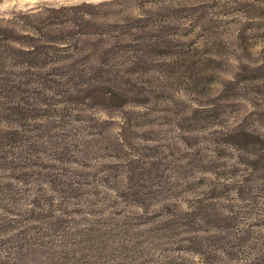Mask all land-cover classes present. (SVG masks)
I'll return each mask as SVG.
<instances>
[{
	"label": "rangeland",
	"instance_id": "rangeland-1",
	"mask_svg": "<svg viewBox=\"0 0 264 264\" xmlns=\"http://www.w3.org/2000/svg\"><path fill=\"white\" fill-rule=\"evenodd\" d=\"M17 7L0 14V129L20 127L37 148L23 153L26 168H0V264H231L215 245L208 254L201 237L218 226L213 207L241 212L234 231L264 214L260 195L236 199L234 183L249 172L233 145L242 138L229 136L264 140V0ZM91 65L142 101L104 106L70 94ZM18 105L27 120L7 117ZM17 138L0 151L16 163ZM61 151L69 161L46 160ZM47 165L78 189L50 206L46 192L61 187L45 177ZM132 167L152 171L132 179ZM248 179L257 194L259 178ZM134 189L142 201L127 195ZM37 193L41 204L29 206ZM200 205L197 222L184 218ZM254 230L264 238L263 227Z\"/></svg>",
	"mask_w": 264,
	"mask_h": 264
},
{
	"label": "trees",
	"instance_id": "trees-1",
	"mask_svg": "<svg viewBox=\"0 0 264 264\" xmlns=\"http://www.w3.org/2000/svg\"><path fill=\"white\" fill-rule=\"evenodd\" d=\"M131 65H136L135 62H131ZM106 72L107 70L105 68H102L100 66H93L91 65L89 70L86 71V77L87 82L85 84H82L80 88H75V90L69 91L70 94L77 93L79 98L87 99L89 101H95L96 103L104 106H112V105H123L125 106L127 103H130L131 101H138L141 102L142 98L134 97L132 96L131 92H127L126 90H122V86H118L116 83L112 82L111 79L105 80L101 75ZM81 76V73H80ZM127 84H131V80L128 78V81H126ZM68 92V91H67ZM65 92V94L67 93ZM134 97V98H133ZM133 99V100H130ZM44 105V104H43ZM47 105V104H45ZM40 108V107H39ZM42 110V108H40ZM28 111L18 105L15 107V110H13L12 114H8L7 117H10L13 120L16 121H23L27 120L28 117L27 113ZM30 112V111H29ZM6 116V115H5ZM9 118V119H10ZM122 124H126V122H121ZM20 125V124H19ZM23 125V124H22ZM229 136L232 137H239L242 138V141H235L233 142L234 149L240 152L241 159L245 162V164L248 167V175L245 179H243L240 182H235V192L237 193L236 199L241 203H248V201L251 200V195H260L258 197L264 198V140L260 137V135L247 132L245 130H239V131H231V134ZM17 137H20L23 139L22 143V150L21 154H19V161L16 163L14 159L9 160V156L7 155H1L0 156V168L1 169H8L9 171H14L18 168H26L27 163L24 162L28 159L27 156H25L23 153H27L30 155L29 151L31 148L35 147V144L37 143L28 141L25 136L24 132L21 131L20 127H13L9 129L8 131H3L0 129V151H5L6 154H8L7 148L13 147L16 144H14L13 139H18ZM245 139V140H244ZM19 140V139H18ZM47 142H50V140ZM34 144V145H33ZM44 145V142H41L42 146ZM58 147V146H57ZM57 147L52 148L53 151ZM21 149V148H20ZM65 151H67L65 149ZM61 151L57 156L46 158V160L54 159L56 161H69V158H66V152ZM11 165L6 166L3 163L9 162ZM19 162H22V164H19ZM241 163V162H240ZM40 164V163H39ZM42 165V164H41ZM43 166V165H42ZM47 167V174H45V177L50 183H56L57 185H60V190H54L52 188L51 191H54L56 193L53 194V192H46V195L48 193V196H44L46 200H48L49 206L54 201H59L60 203L63 202V199L66 197V195L72 196L73 193L77 192V188L73 185L72 177L67 174H60V176H63L64 178H59L57 175H55L51 169H49V166ZM152 171V169L147 170L143 169V172H137L134 167L130 170L133 179L134 175H137V173L141 174L142 176H145L146 172L149 174ZM26 175V173H24ZM250 176H257L259 178L257 183V194H250L252 191H254L253 186H248L245 182H247ZM12 179L21 180L18 176H13ZM146 179H144L145 182ZM245 180V181H244ZM138 188V187H137ZM59 191V194L58 192ZM61 194V195H60ZM37 198H35L32 202H29V206H39L41 202L39 201V195L36 194ZM127 195H133L136 197L137 201H142V197L139 195V192L134 189L133 191L127 193ZM226 199L225 197H223ZM257 198V197H256ZM255 198V199H256ZM214 204V203H213ZM43 205H47V203H44ZM248 206V210L246 211L245 207ZM250 206V207H249ZM203 207L202 205L197 207H189L186 211V214H184V218L188 219V216H192L193 220L192 222H197V215L203 214ZM233 205L228 204V206H225L224 208H220V210H217L215 207H213L215 210L212 212V214L216 217V230L213 232H209V235L207 237H201L202 239H207L209 242H202L201 246H207V250H210L208 254H211L212 245H215V250H219L221 254L233 259V262L231 264H264V238L260 237L257 232L254 230L256 227H263L264 228V222H261V217H264L262 213L256 214V216H253V219H256L254 224H252V228L248 230H244L242 227H237L236 231L233 230L235 225L240 224V218L239 215L241 212L239 210H233ZM244 207L243 213L248 215L253 210V205H244L241 206ZM20 213H14L13 216L18 218L20 216ZM206 215L210 216L211 211L207 210ZM187 223V222H186ZM188 224V223H187ZM240 226V225H239ZM261 232V231H260ZM19 233H22L19 231ZM214 243V244H212ZM204 249V248H203ZM206 250V251H207ZM8 253V252H5ZM214 253V254H213ZM212 253V257L215 255L216 252ZM3 254L0 252V257ZM217 255V253H216ZM215 255V256H216Z\"/></svg>",
	"mask_w": 264,
	"mask_h": 264
},
{
	"label": "clouds",
	"instance_id": "clouds-1",
	"mask_svg": "<svg viewBox=\"0 0 264 264\" xmlns=\"http://www.w3.org/2000/svg\"><path fill=\"white\" fill-rule=\"evenodd\" d=\"M38 0H3L0 3V14H3L5 10L11 9L13 6H18L17 11L24 9L25 4H36ZM80 0H60V3H79ZM90 2H98V0H90Z\"/></svg>",
	"mask_w": 264,
	"mask_h": 264
}]
</instances>
